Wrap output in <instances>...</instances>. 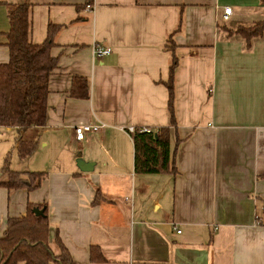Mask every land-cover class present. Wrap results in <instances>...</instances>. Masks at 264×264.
<instances>
[{"label":"crops","instance_id":"obj_1","mask_svg":"<svg viewBox=\"0 0 264 264\" xmlns=\"http://www.w3.org/2000/svg\"><path fill=\"white\" fill-rule=\"evenodd\" d=\"M23 1L33 41L57 24V65L45 123L0 124V235L33 203L46 210L48 242L58 234L74 264H264V33L247 47L225 29L263 18L240 22L262 1L0 0V63L8 6ZM171 32L176 125L165 84ZM95 46L111 50L96 57ZM73 75L88 79L87 97L70 94ZM85 122L104 126L77 139L73 125ZM128 125L169 126L174 170H135ZM20 140L34 142L23 157ZM8 170L45 176L10 188ZM90 245L105 260H90Z\"/></svg>","mask_w":264,"mask_h":264},{"label":"trees","instance_id":"obj_2","mask_svg":"<svg viewBox=\"0 0 264 264\" xmlns=\"http://www.w3.org/2000/svg\"><path fill=\"white\" fill-rule=\"evenodd\" d=\"M260 1L264 2V0ZM7 15L9 29L6 32V44L9 47V59L5 63H0V124L16 126L19 129L42 125L46 121L48 78L57 65V58L50 52L51 46L55 43L53 34L57 24L49 22L45 39L35 42L31 39V5L28 1L10 4ZM180 24L181 16L178 26ZM225 29L230 35L232 33L241 35L245 45L250 47L253 39L264 33V17L249 25H237L234 29L227 27ZM173 32L169 33L164 45V49L171 54L169 76L165 84L168 88L171 124L176 125L173 75L178 56L175 53L176 43ZM70 94L87 97L88 79L82 75H73ZM148 128L149 130H141L136 127L132 132L135 170L147 172L169 168L174 170V150L171 155L169 126H160L158 129ZM33 148L34 142L29 140H20L17 146L21 157L29 154ZM7 173L8 178L2 183L10 188H36L45 176L44 171H26L21 174L8 170ZM97 199L98 196L95 200ZM36 206L39 205L28 203L25 214L8 217L7 225L0 235V264H15L19 260L24 264L50 262L74 264L58 234L54 239L55 247L48 242L49 223L46 210L36 214L33 211ZM89 258L93 261L105 260L96 245H90Z\"/></svg>","mask_w":264,"mask_h":264},{"label":"built area","instance_id":"obj_3","mask_svg":"<svg viewBox=\"0 0 264 264\" xmlns=\"http://www.w3.org/2000/svg\"><path fill=\"white\" fill-rule=\"evenodd\" d=\"M86 6H87V8L91 7L90 4H87ZM230 12H231V7L230 6H224V8H223L224 16L226 17L227 14ZM110 50H111L110 46H95L93 48V54L96 57H101L103 54L108 53ZM103 126H104L103 122H85V123H79V124L73 125V130H74L75 137L77 139H81L84 137V135L86 133L98 131ZM139 128L141 130H149V128L147 126H140ZM135 129H136V127L133 125H128L126 127V130L129 133H132Z\"/></svg>","mask_w":264,"mask_h":264},{"label":"rangeland","instance_id":"obj_4","mask_svg":"<svg viewBox=\"0 0 264 264\" xmlns=\"http://www.w3.org/2000/svg\"><path fill=\"white\" fill-rule=\"evenodd\" d=\"M263 5H264V2H262ZM244 10H247V11H244L245 12V15L240 17L241 19V23H244V24H247V23H250L252 22V20L254 19H258L262 16H264V9H257V10H254V11H250V8H245Z\"/></svg>","mask_w":264,"mask_h":264},{"label":"water","instance_id":"obj_5","mask_svg":"<svg viewBox=\"0 0 264 264\" xmlns=\"http://www.w3.org/2000/svg\"><path fill=\"white\" fill-rule=\"evenodd\" d=\"M43 210H44V207H38V206H36V207L33 208V211H34L36 214H41V213H43Z\"/></svg>","mask_w":264,"mask_h":264}]
</instances>
